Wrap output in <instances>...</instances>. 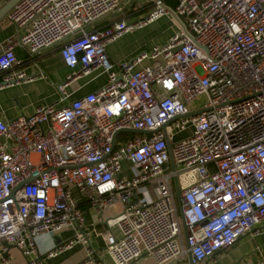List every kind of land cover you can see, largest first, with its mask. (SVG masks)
<instances>
[{
  "label": "built area",
  "instance_id": "1",
  "mask_svg": "<svg viewBox=\"0 0 264 264\" xmlns=\"http://www.w3.org/2000/svg\"><path fill=\"white\" fill-rule=\"evenodd\" d=\"M150 1L141 17L103 25L122 0H18L8 11L19 31L0 52V89L44 78L19 67L16 44L55 48L69 69L56 102L0 116V243L26 264H44L38 235L67 227L75 234L47 255L80 243L93 261L73 190L107 226L114 264L142 254L202 264L264 230V0ZM162 14L177 26L168 40L114 68L106 45ZM94 72L105 82L69 99L70 83Z\"/></svg>",
  "mask_w": 264,
  "mask_h": 264
},
{
  "label": "crops",
  "instance_id": "2",
  "mask_svg": "<svg viewBox=\"0 0 264 264\" xmlns=\"http://www.w3.org/2000/svg\"><path fill=\"white\" fill-rule=\"evenodd\" d=\"M6 1L8 0H0V7ZM165 2L169 5H174L176 0H165ZM151 4L150 0H122L121 10L109 13L96 21V24L103 25L112 19L121 17L126 18L128 21L137 19L151 8ZM8 11L0 17V52L6 40L8 38H16L19 31L18 27L9 20ZM168 19L169 21H164L166 23L164 24L157 23L156 18L142 27L125 32L120 38L107 44L105 53L114 68H117L122 60L132 58L142 51H148L155 45L164 44L177 28L169 16ZM153 33H167V36L162 40L149 43L147 40L151 41L154 36ZM14 51L20 68L25 69L30 74L40 72L44 75V78H37L24 85L16 84L0 89V116L8 120L15 118L21 113H31L38 103L42 102L46 94L50 95V101L48 102L55 100L58 97L55 85L61 83L69 72L58 50L55 48L45 49L38 54L31 55L26 48L16 44ZM105 80V73L97 74V72L74 80L67 87L69 99L97 89ZM32 92L36 94L35 100H31L28 97V94ZM180 134V137L185 135L184 133ZM124 164L126 165L127 162H124ZM73 194L79 199L78 205L84 214L83 231L87 234L93 249V261L88 262L86 247L80 243H76L71 248L63 250L54 256L47 255V252L75 234L76 230L73 227L63 228L56 232H44L38 235L36 238L38 256H41L44 264H114L105 250L104 238L108 231L107 226L103 222L98 221L97 213L87 201L79 198L76 190H73ZM115 206L107 208L104 214L114 215L120 212L122 207L116 209ZM112 231L117 233V228H113ZM4 246L6 247L4 243H0V258L4 257L7 260L5 264L27 263L28 258L23 256L15 246L6 247V251L3 250ZM238 262L242 264H264V230L258 234H245L232 246L222 249L202 264H236ZM131 264H155V262L149 255L142 254ZM186 264H189V262Z\"/></svg>",
  "mask_w": 264,
  "mask_h": 264
},
{
  "label": "water",
  "instance_id": "3",
  "mask_svg": "<svg viewBox=\"0 0 264 264\" xmlns=\"http://www.w3.org/2000/svg\"><path fill=\"white\" fill-rule=\"evenodd\" d=\"M18 0H8L6 1L1 7H0V17L3 16ZM166 8L169 9V11L171 12V14L174 16V18H176V20L181 24V26L185 29L183 23L181 22V20L178 18V16L176 15V13L170 8L168 7L167 5H164ZM161 129H164V126L161 128ZM123 131H129V132H132V133H138V132H141L139 130H136V129H124ZM116 135V134H115ZM115 135L113 136V140H114V137ZM114 142V141H112ZM168 149L170 150V143H168ZM170 160L172 161V158H171V155H170ZM174 183H175V186H176V181L174 180ZM176 193L178 194V189L176 187ZM181 226H182V229H183V233L184 235L186 236L187 234V230H186V224L184 222V219L181 215ZM4 245H6V247L10 248L14 245H11V244H7L4 242ZM41 257V256H39ZM188 262L189 264H192L191 262V257L190 255L188 256Z\"/></svg>",
  "mask_w": 264,
  "mask_h": 264
},
{
  "label": "rangeland",
  "instance_id": "4",
  "mask_svg": "<svg viewBox=\"0 0 264 264\" xmlns=\"http://www.w3.org/2000/svg\"><path fill=\"white\" fill-rule=\"evenodd\" d=\"M166 20H168L169 21V19H168V16L166 15V14H162V15H160L159 17H157V23H164V21H166ZM164 24H166V23H164ZM142 34H144V33H142ZM154 34V36H153V38L151 39V41H149V40H147L149 43H151L152 41H154V42H156L157 40H162L165 36H167V33H153ZM150 38V37H149ZM57 93V92H56ZM35 96H36V94L35 93H30V94H28V97L31 99V100H35ZM57 96H58V94H57ZM59 97V96H58ZM58 97H56V99L55 100H53V101H51V102H48V101H50V95L49 94H46L45 96H44V98L42 99V102H40V103H38V105H44V104H49V103H53L54 101L56 102L57 100H58ZM204 100V98L203 97H199L198 98V101H203ZM37 101V100H36ZM36 101H34V102H36ZM37 105V104H36ZM187 131H188V129L187 130H185V131H183V133L184 134H186L187 133ZM183 133H181V134H183ZM180 134V135H181ZM126 135H128V134H126ZM116 207V209H119L121 206L120 205H116L115 206Z\"/></svg>",
  "mask_w": 264,
  "mask_h": 264
},
{
  "label": "trees",
  "instance_id": "5",
  "mask_svg": "<svg viewBox=\"0 0 264 264\" xmlns=\"http://www.w3.org/2000/svg\"><path fill=\"white\" fill-rule=\"evenodd\" d=\"M171 5H173V4H171Z\"/></svg>",
  "mask_w": 264,
  "mask_h": 264
}]
</instances>
